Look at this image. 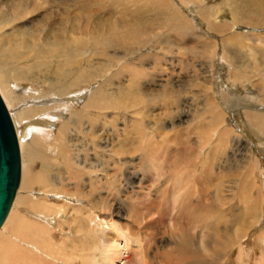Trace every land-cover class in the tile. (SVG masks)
I'll return each mask as SVG.
<instances>
[{
	"label": "rangeland",
	"instance_id": "1",
	"mask_svg": "<svg viewBox=\"0 0 264 264\" xmlns=\"http://www.w3.org/2000/svg\"><path fill=\"white\" fill-rule=\"evenodd\" d=\"M46 1L38 13L32 8H21L18 13L12 7L0 10V51L22 41L35 42V29L44 25L39 21ZM69 1H57V11L60 14L66 4L74 16L80 12V18L73 17L75 28L112 25L122 18L120 7L132 11L135 7V17L129 13L125 21L146 24L149 34L119 50L112 45L110 55L121 60L108 62L97 56L83 60V66L88 64L85 71L91 72L87 88L102 86L107 94H114L115 102L89 109L92 117L78 118V110L87 101L85 92L86 98L74 102L72 115L62 113L52 122L55 135L62 121L71 116L77 120L66 135L71 148L63 156L51 146L41 155L31 192H22L31 199L22 211L25 219L41 213L49 217L48 222L38 220L55 228L59 214L64 213L61 227L70 233L65 237L58 228L57 233L62 239H71L72 233L80 235L85 243L84 264H260L264 255V127L257 132L249 129L251 123L244 113L264 115V22L250 26L232 21L229 4L244 0H192L190 4L166 0L187 21L182 29L187 30L179 34L163 27L162 16L155 9L142 8V1L139 8L127 2L109 6L108 0ZM198 8L209 10L206 19L210 20H202L196 14ZM90 18L95 21L88 22ZM58 24L62 27L60 16ZM206 44L215 47V55ZM223 60L227 62L222 64ZM29 86L21 84L17 89ZM207 105L219 108L231 130L224 145L218 143L217 133L213 136L214 130L208 135L207 123L214 114ZM33 123V119L25 120L22 128ZM253 183L258 186L262 208L255 222L247 214L252 200L246 201L255 195L250 188ZM15 234L11 239L21 243L17 238L21 233ZM183 242L188 254L178 258L176 251ZM65 244L71 249L69 242ZM116 249L121 256L113 260ZM33 250L36 256L40 254ZM163 254L171 257L165 259Z\"/></svg>",
	"mask_w": 264,
	"mask_h": 264
},
{
	"label": "bare ground",
	"instance_id": "2",
	"mask_svg": "<svg viewBox=\"0 0 264 264\" xmlns=\"http://www.w3.org/2000/svg\"><path fill=\"white\" fill-rule=\"evenodd\" d=\"M57 1L59 0L46 1V6H45L46 9L44 8L45 11L41 17V20L39 21L44 23V25H42L41 27L38 26L39 29L37 28L35 29L34 32L36 33V35L35 38H32L33 40H35V42L22 41L23 43H17L15 45L11 44V46L8 45L7 47L1 49L2 51H0V97L4 102V105L7 109L9 117L14 126L17 137L18 148H19V155H20L19 183L16 192L14 194V198L11 202L10 208L0 225V229L3 226L2 230L0 231V264H84L82 258L84 257L83 251L85 250V243L82 242L81 240L82 238L80 237V235L76 233H72L71 239L69 238L62 239V237L59 236V233H57L58 231L56 230L57 228L60 230V232L66 234L65 237L68 236L67 235L68 233H70V231L66 230L65 228L64 230L61 227L65 214L62 212L61 214L57 213L60 216L57 219L56 222L57 224L55 228H49L46 225H44L43 222L40 221L42 220L48 222V218H49L48 216H45L41 213L36 214V216L35 215L32 216V218H30L31 220H26L25 217L27 216L24 214L25 215L24 217L23 215L24 212L22 213V211L24 210V208L28 206L31 199H29L30 197H28L27 195H23L22 192L25 193L31 192L30 190V187L32 186L31 179L36 170V164L41 162L42 160L41 155L44 154V151L46 149L48 148L50 149V147L52 146L54 147V149L58 150L64 156V153L68 152L69 149L71 148V146L69 145L70 144L69 142L71 140H69L66 137V135L71 130L70 126H73L77 120H75L73 116H71L69 119L66 118L67 120L64 122L62 121L59 132L56 133L55 135H53V131L51 130L50 127L52 122L58 121V119L62 116V113L71 112L74 107V102H76L82 97H85L86 94H87L86 96L87 101H85L86 103L82 107V109L78 110L77 112L78 118H88L89 116H91V112L88 111L89 109L95 110L98 107H103V105L110 104L112 103V101H114L113 100L114 97H112L114 94H110V95L107 94L108 92H106L105 88H102V86L98 89H93V90H90L91 88L90 89L87 88V84L91 83L90 80L88 81V77L91 75L90 74L91 72L87 73L85 71L84 67L88 68V64H85L83 66L82 64L83 60L85 58L87 59L88 56L102 57L108 59V62L113 60H121V58H117L114 54L110 55L111 52H109V50L112 45L116 46L115 50H119L124 48L126 45L132 46L134 43H138V41L141 40L142 37L149 34V30L146 28V24L143 25L142 23H135V22L128 24V21H125L129 13H131V17L134 18L136 15L135 13L138 12V10L135 9V7H134V11H132L133 8H131V10L121 8L119 3L124 4V2H127L129 4H133L138 7L139 3L142 1V4H140L142 8L157 10V14L159 16H162L163 27H165L169 31L174 33L178 31L180 34V31L183 32L187 30V29L182 30L185 29L184 25L187 24V21L185 20V17H183L184 15L182 14L183 15L182 16L180 14L179 12L180 9L178 10L173 3L168 2L166 0H108L109 6L111 4H114L120 7L122 14H120L119 12V15H122V18L112 21L114 23L109 26H104V24L107 21L106 20L105 22H103L104 27L101 26L102 28L99 25L95 24V26L93 25H86V27L83 26L81 29L78 27L75 28L76 25L73 19V17H78L80 12H77L76 10V12L79 14L74 16L73 14L75 12L74 13L71 12L69 6L64 4L63 8H61L62 11L59 14L60 10L57 11L58 8V5L56 3ZM178 1L183 4H185L184 3L185 1H188V4H190L192 0H178ZM80 3H82V1H80ZM42 4H43V0H0V10L1 9L10 10V8L12 7L15 10V12H17L16 10L18 11L20 10L19 12H21V8L22 9L32 8L35 10L37 9V11L35 12L38 13L40 9L41 8L43 9L44 7V6L42 7ZM89 4H94V3L92 2ZM87 7L90 8L91 6L89 5ZM104 8H106V6H104ZM202 9L203 8H198L196 14H198L199 17L202 18V20L209 19V18L206 19V17H208L209 13L211 12L207 9L204 10ZM15 12L13 13L14 16H15ZM35 12L32 10L31 14L34 13L35 15L38 16V14H36ZM90 12H92L91 9ZM228 13L231 15L232 21L237 22L236 24L248 23L251 26V24L262 22L261 23L262 26L264 22V0H244L238 3H230ZM105 14L107 13L105 12ZM0 15H2L1 11H0ZM22 16L24 15L22 14ZM59 16L61 17L62 27H58ZM90 16L91 14H89V17ZM37 19H39V16ZM91 19L92 18H90L88 22H90ZM91 21H95V20H91ZM39 22L38 24H40ZM262 28L264 29V26H262ZM20 29L23 30V27ZM253 29H255V27ZM262 36L264 37V35ZM250 38L252 37L250 36ZM89 43L91 44V47L88 46ZM231 47L233 48V46ZM214 48H215L214 46L209 47L210 54L212 55L216 52ZM87 53H89V55H87ZM221 62L222 64H225L227 61L225 62V60H223ZM50 63H53V67ZM231 75L230 77L234 79V76L232 75L233 76L232 77ZM21 84H26V85L28 84L30 86L27 89L24 88H22L21 90L17 89V87L19 85L21 86ZM35 85L36 86L40 85L44 87V89L36 88ZM104 86L105 85H103V87ZM85 92L86 94H84ZM148 97L150 98V94ZM165 98L172 99V97L170 98V96L169 95L166 96V94H165ZM210 100L211 103H213L211 98ZM212 108L214 115L209 117L210 122L207 123V127L209 129L208 135L210 136L211 130H214L213 136L215 135V133H217L219 136L218 143L224 145L225 140L228 139L229 135H231V130L229 131V129L226 128V122H224L226 119L223 121L224 118L219 108L213 107L211 105H207V110H209L210 112H212ZM244 115L246 116V121L248 120L251 123V124H247L249 129L257 132L261 127H264V115H261V113L252 112L249 114L244 113ZM32 119L34 123L31 126H28L26 129H23L22 125H24L25 120H32ZM22 122L24 123L21 125ZM208 135L207 137L209 138ZM143 141L145 142V140ZM146 143L148 142L146 141ZM57 144L59 147H56ZM140 147H142V143ZM224 151L225 153H227L226 150ZM251 161L254 160L251 158ZM21 173H22V177H21ZM20 181H21V185H20ZM19 185L21 186V188L19 187ZM18 188L19 191L17 193ZM250 188L255 189L254 192L255 195L246 198V201L252 200V203L248 204L247 214L248 217H251V220L253 217V221L255 222V220L259 218V215L262 211L261 200H260L261 196L259 195L258 197V193H259L258 186L255 187L254 183L250 186ZM56 195H58V193H56ZM34 208L36 209V207ZM23 218H24L23 220L24 224L22 223ZM253 221L252 223H254ZM108 223H110V220ZM110 225L112 224L110 223ZM111 227H113V225L110 226V228ZM18 230H20L21 233L20 238L19 236L16 235V234H20ZM112 231L115 232L116 230H112ZM13 234H15L17 238L21 240V243L15 242V240L13 241L11 239L12 238L11 236H13ZM78 239L81 240V243L79 244V247H76L75 244H77ZM58 242L61 244H58ZM66 242L67 243L69 242L70 244L73 243L72 245L69 244V248H71L74 252L70 251L71 249L66 248V244H65ZM114 242H116V239ZM26 244L33 246L35 250L40 252V254L36 253L38 255L36 256L33 250L34 248L31 249ZM76 248H78V251L76 250ZM247 250H245L246 253L248 252ZM176 253H177L176 256L178 258H180L179 256L188 254L187 246L185 242L179 245V248L177 249ZM104 256L105 254L102 257ZM120 256H121L120 250L116 249L114 250L111 258L113 260L114 259L117 260V257L119 259ZM163 256L164 258L165 257L168 258L170 254H163ZM176 258H172V259H176ZM262 258L263 260L261 261L260 264H264V255L262 256ZM166 262H167L166 264H168V261ZM150 263L142 261V264H150ZM169 264H171V262ZM172 264L175 263L172 262Z\"/></svg>",
	"mask_w": 264,
	"mask_h": 264
},
{
	"label": "water",
	"instance_id": "3",
	"mask_svg": "<svg viewBox=\"0 0 264 264\" xmlns=\"http://www.w3.org/2000/svg\"><path fill=\"white\" fill-rule=\"evenodd\" d=\"M20 176V155L14 126L0 97V225L14 198Z\"/></svg>",
	"mask_w": 264,
	"mask_h": 264
}]
</instances>
